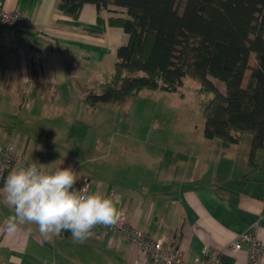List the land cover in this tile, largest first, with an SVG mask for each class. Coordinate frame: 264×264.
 <instances>
[{"label":"crops","instance_id":"crops-1","mask_svg":"<svg viewBox=\"0 0 264 264\" xmlns=\"http://www.w3.org/2000/svg\"><path fill=\"white\" fill-rule=\"evenodd\" d=\"M0 1L29 21L22 37L0 21V143L15 142L29 163L44 165L36 149L78 140L90 168L76 172V185L87 181L89 193L118 198L116 207L134 227L177 243L189 262L201 261L205 246L223 248L243 233L256 231L264 243V156L252 165L251 144L225 147L203 131L163 134L157 127L124 146L98 135L99 124L84 122L104 111L106 104L91 107L84 97L114 75L117 49L129 35L109 18L124 8L99 12L86 3L73 18L58 0ZM11 215L0 192V264H163L109 227L97 225L84 243L71 233L45 239L36 224L18 223L9 233ZM221 261L245 264L246 247Z\"/></svg>","mask_w":264,"mask_h":264},{"label":"trees","instance_id":"trees-1","mask_svg":"<svg viewBox=\"0 0 264 264\" xmlns=\"http://www.w3.org/2000/svg\"><path fill=\"white\" fill-rule=\"evenodd\" d=\"M86 3L99 12L124 8L109 23L129 35L117 49L112 79L86 93L91 107L144 88L177 91L190 75L213 93L204 107V136L226 147L251 133L249 161L256 165L264 149V0H58L57 6L77 18Z\"/></svg>","mask_w":264,"mask_h":264},{"label":"rangeland","instance_id":"rangeland-1","mask_svg":"<svg viewBox=\"0 0 264 264\" xmlns=\"http://www.w3.org/2000/svg\"><path fill=\"white\" fill-rule=\"evenodd\" d=\"M254 60L253 54L251 63ZM215 82L222 91L226 90L224 82L217 79ZM212 96V92L201 90L197 78L187 75L177 91L144 88L122 100L107 103L101 107L104 110L102 113L88 116L84 122L99 124L103 128L98 135L111 142L124 143V146L138 142L151 128L156 130L157 127H163L159 130L163 134H194L204 130V107ZM90 135L96 136L95 131ZM251 139V133L244 132L239 140L241 146L247 148ZM77 141L47 143L46 148L36 149L35 152L42 153L43 164L49 169L71 167L75 172H81L89 169L90 165L86 162L87 154L76 148ZM259 154L264 156V149H259L256 157ZM38 163L42 164L41 161Z\"/></svg>","mask_w":264,"mask_h":264},{"label":"clouds","instance_id":"clouds-1","mask_svg":"<svg viewBox=\"0 0 264 264\" xmlns=\"http://www.w3.org/2000/svg\"><path fill=\"white\" fill-rule=\"evenodd\" d=\"M0 179L5 203L14 209L8 218L9 233L18 223H29L36 224L45 239L70 232L73 241L84 243L94 227L110 226L120 218L119 199L75 187L77 175L71 167L47 172L38 162L17 163L6 177L0 168Z\"/></svg>","mask_w":264,"mask_h":264},{"label":"built area","instance_id":"built-area-1","mask_svg":"<svg viewBox=\"0 0 264 264\" xmlns=\"http://www.w3.org/2000/svg\"><path fill=\"white\" fill-rule=\"evenodd\" d=\"M0 21L16 37H22L29 25L25 14L18 10L6 9L2 1H0ZM17 163L31 164L18 151L15 142L0 143V168L3 169L5 177ZM2 181L3 179H0V183ZM84 186L88 189L87 181H84L80 186L75 185L77 188ZM100 226H102V230L105 232V226ZM107 227L111 228L121 238H127L139 245L143 253L163 264H224L221 261V256L224 253H235L243 247H246L247 251V261L245 264H262L264 257V243L256 231L241 234L238 239L223 248L205 246L203 248L202 260L199 262H189L177 243L166 242L164 236L158 239L152 238L144 231L134 227L130 222L128 214L123 210H120L119 220Z\"/></svg>","mask_w":264,"mask_h":264}]
</instances>
